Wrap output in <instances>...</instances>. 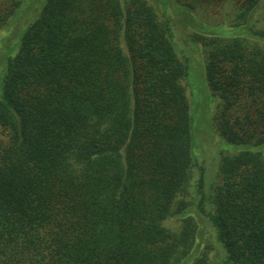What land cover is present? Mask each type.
I'll use <instances>...</instances> for the list:
<instances>
[{"label": "trees", "instance_id": "obj_1", "mask_svg": "<svg viewBox=\"0 0 264 264\" xmlns=\"http://www.w3.org/2000/svg\"><path fill=\"white\" fill-rule=\"evenodd\" d=\"M175 1L236 7L232 32L196 36L212 120L193 110L154 1L38 5L0 87V264H208L181 199L196 121L223 146L208 216L224 264H264V0ZM23 3L0 0V30Z\"/></svg>", "mask_w": 264, "mask_h": 264}, {"label": "rangeland", "instance_id": "obj_2", "mask_svg": "<svg viewBox=\"0 0 264 264\" xmlns=\"http://www.w3.org/2000/svg\"><path fill=\"white\" fill-rule=\"evenodd\" d=\"M148 1H154L161 19L170 22L177 52L181 58L189 62L190 72L184 84L193 110L200 117L207 116L209 113V118L212 120L216 114L219 99L210 100V103L208 98L206 99L211 96L209 95L210 91L206 88L207 83L204 78L205 55L196 36L212 35L211 33L218 31L219 33L232 32V27L237 22L235 5L220 1L203 2L199 4L196 12H187L186 10L185 12L182 10L185 7L182 8V5L175 0ZM44 2L45 0H24L22 16L19 21H13L7 28L0 30V87L6 73L8 59L14 55L21 36L34 20L38 5L41 7ZM263 14L264 2L255 13L259 27L263 24ZM206 125V122L202 121L200 126L205 127L202 129L196 121L195 154L197 164L193 169L191 183L182 193L181 199L189 206L188 214L197 220L198 231L192 250L195 255L193 258L206 255L208 264H224L226 253L208 216L211 211L210 194L219 183L217 167L223 146L220 145L218 132L213 122L210 124L211 127H206ZM165 225L172 230L179 228L177 218L173 217L168 219Z\"/></svg>", "mask_w": 264, "mask_h": 264}]
</instances>
